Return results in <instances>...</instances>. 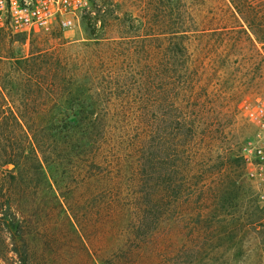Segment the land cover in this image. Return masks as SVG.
Wrapping results in <instances>:
<instances>
[{"label": "rangeland", "instance_id": "1", "mask_svg": "<svg viewBox=\"0 0 264 264\" xmlns=\"http://www.w3.org/2000/svg\"><path fill=\"white\" fill-rule=\"evenodd\" d=\"M145 6L144 0H89L71 28L53 23L28 35L6 29L0 33V56L59 48L76 56L83 43L94 41L85 25L90 21L101 36L95 57L116 58L108 77L116 94L106 145L119 166L116 177L89 166L84 174L88 179L66 200L48 192L29 197L34 201L24 205L35 213L28 226L35 255L47 264H81L84 252L77 233L82 229L85 245L100 257L119 244L126 247L123 264H264V199L246 177L242 157L256 128L240 110L245 102L254 105L264 99V45L237 21L226 1L189 0L184 15L196 34L189 42L188 78L185 58H156L153 74L145 68L149 50L161 45L142 42V30L130 26L141 22ZM151 94L157 95L158 127L154 141L147 139L145 154L156 148L159 177L147 184L160 191L162 202L149 234L137 233L145 240L136 248L128 240L132 214L127 209L133 203L137 141L145 128L138 116ZM183 111L196 126L194 133L181 130ZM98 190L109 192L97 198ZM218 190H232L235 198L222 204ZM112 197L119 210L114 216L106 204Z\"/></svg>", "mask_w": 264, "mask_h": 264}, {"label": "trees", "instance_id": "2", "mask_svg": "<svg viewBox=\"0 0 264 264\" xmlns=\"http://www.w3.org/2000/svg\"><path fill=\"white\" fill-rule=\"evenodd\" d=\"M224 1L237 14V21L247 26L254 40L264 45V0ZM188 2L144 0L145 16L140 23H130L133 30H142L139 34L142 37L138 38L142 42L150 45L158 41L161 45L158 50H149L145 65L148 72L157 74L154 65L159 61L156 63V58H185L183 69L184 76L187 75L188 58H192L189 42L196 34L184 15ZM85 25L94 41L83 43L81 53L76 56L68 55L65 48L0 56V260L3 264H47L37 259L28 227L35 213H31L32 207L25 205L31 204L37 195L48 192L55 199L59 194L66 200V195L75 193L80 183L88 179L84 174L89 166L103 170L106 176L115 174L116 177L119 166L110 159V148H106L116 94L109 87L108 77L113 73L111 66L116 58L95 57L98 51L95 46L101 36L90 21ZM2 31L4 29H0V33ZM103 77L107 78L104 83ZM157 110V95L151 94L138 116L145 128L137 141L139 158L134 163L133 203L131 200L127 209L128 214H132L128 240L134 242L136 248L145 240L137 233L149 234V223L158 221L162 202L160 191L147 184L159 177L156 148L145 154L147 139L154 141L157 132ZM179 123L181 130L194 133L196 126L188 122L184 111ZM104 192L109 190H98L97 198ZM230 192L226 196V192L218 190L216 198L223 204L235 198ZM31 196H34L32 201ZM116 202L114 197L106 202L110 215L119 211ZM96 209L100 215L101 203ZM79 232L77 239L84 252L81 264H123L126 261L122 253L126 247L122 249L119 244L107 257H100L85 245L84 230L79 229Z\"/></svg>", "mask_w": 264, "mask_h": 264}, {"label": "built area", "instance_id": "3", "mask_svg": "<svg viewBox=\"0 0 264 264\" xmlns=\"http://www.w3.org/2000/svg\"><path fill=\"white\" fill-rule=\"evenodd\" d=\"M89 0H0V29L29 34L53 23L67 29L79 23ZM240 110L256 128L254 142L244 147L245 175L264 199V99Z\"/></svg>", "mask_w": 264, "mask_h": 264}]
</instances>
